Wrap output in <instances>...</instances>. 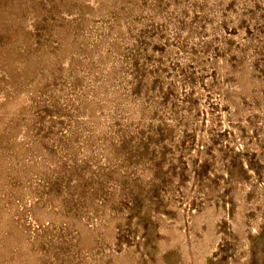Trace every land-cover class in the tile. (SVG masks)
<instances>
[{
  "label": "rangeland",
  "instance_id": "obj_1",
  "mask_svg": "<svg viewBox=\"0 0 264 264\" xmlns=\"http://www.w3.org/2000/svg\"><path fill=\"white\" fill-rule=\"evenodd\" d=\"M263 172L264 0H0V264H181L163 222L200 241L234 193L259 231L223 219L209 259L264 264Z\"/></svg>",
  "mask_w": 264,
  "mask_h": 264
},
{
  "label": "bare ground",
  "instance_id": "obj_2",
  "mask_svg": "<svg viewBox=\"0 0 264 264\" xmlns=\"http://www.w3.org/2000/svg\"><path fill=\"white\" fill-rule=\"evenodd\" d=\"M244 79H246V78H244ZM226 123H228V122H226ZM249 165H247V163L245 161L243 162V166L246 168V172L249 173V176H252L253 170L249 167ZM256 175H257V173H256ZM236 180H239V179H236ZM248 182H249V180H248ZM242 183H243V181H242ZM254 185H257V184L254 183ZM240 186L242 187V185H240ZM244 190H246V188ZM234 194H235L233 196V202L234 203L232 204V212H233V216L234 217L232 219H230L228 217V211H229L228 210V206H229V202L228 201H226L224 203H221L219 208H215L214 206H207L202 211L192 210V211H189L187 213L188 221H190L191 223H193L195 225H205V227H206V232L204 234V237L200 241H194V240H192L191 242H189L187 240V236H186L185 233H183L181 230H178L176 227H174V226H168L166 224V222H163L162 231L164 233H166V235H167L168 238L166 239L165 242H163V243L160 244V246H159L158 249H156L157 256L161 257L160 256L161 253L162 252H166L167 255H168L167 256V262L168 263H171V262L176 261V262L181 263V264H183V262L186 264L189 261H191V259H192L191 255H193L194 256V259H195L194 262L197 261L198 264H232L231 263L232 261L229 260V258L226 261H212V260L209 259L212 248L216 247V243L219 240L220 241H225V239L234 240V237H235V236H233V237L230 236L231 234L229 235L227 231H222L219 228L220 222L223 219H225L227 221H230L233 230L239 234V236L241 237V240L244 242V245L245 246H248L251 243V241L256 236L257 232L259 231V227H260V224L254 223L251 228L246 229V227L248 226L247 225V220H248L249 217L243 216V212H244V209H243V207H244V201L242 200V197H241L240 194H237V193H234ZM41 204H42V202H41ZM35 212L37 213V215H40V217L45 218V219L52 218L55 215L53 212L47 211L45 208H36ZM165 218L167 219V216H165ZM8 220H9V215L6 213V211H3L2 209H0V226L3 225V223H5L6 221L8 222ZM4 226H5V224H4ZM6 227H8V226H6ZM221 228H222V226H221ZM11 231H12V236L11 237L14 239V242L16 243V245H22V247H24L23 246V240H22V236H23L22 231L21 230H18L17 228H13V230H11ZM81 231H82L81 234H82V240H83V242H90V240L94 236V232L95 231L87 228L84 225L81 226ZM112 231L113 230L111 228L108 229L107 230V235L110 236V234L112 233ZM239 236H238V238H240ZM256 238H258V237H256ZM259 242H257V243H259ZM146 249L147 248L144 246V244H141L140 249H138V248H129L128 246H126V244H123L122 245V252L121 253H119L117 255H112V254L111 255L113 256L114 264H148L150 262V259L148 257L147 252H146ZM149 252H151V250ZM260 252L261 251L258 249L257 253L259 254ZM26 253L29 254L30 252L28 250H26ZM261 256H262L261 254H259L257 256L258 261H260ZM101 257L103 258V256H101ZM98 259H99V257H98ZM29 262L30 261L27 260V262H25V263L30 264ZM97 264H99V263H97ZM237 264H250V258H249V256L247 254H245L244 256L240 257L239 260H238V262H237Z\"/></svg>",
  "mask_w": 264,
  "mask_h": 264
}]
</instances>
